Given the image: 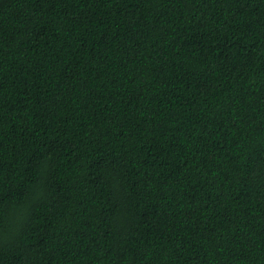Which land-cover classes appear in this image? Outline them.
I'll use <instances>...</instances> for the list:
<instances>
[{
	"label": "trees",
	"instance_id": "trees-1",
	"mask_svg": "<svg viewBox=\"0 0 264 264\" xmlns=\"http://www.w3.org/2000/svg\"><path fill=\"white\" fill-rule=\"evenodd\" d=\"M0 264H264V0H0Z\"/></svg>",
	"mask_w": 264,
	"mask_h": 264
}]
</instances>
